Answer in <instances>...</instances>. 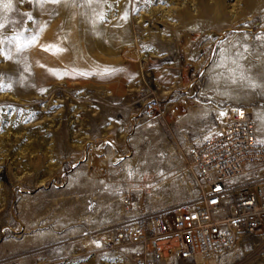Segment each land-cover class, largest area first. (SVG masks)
<instances>
[{"label": "rangeland", "instance_id": "374dc122", "mask_svg": "<svg viewBox=\"0 0 264 264\" xmlns=\"http://www.w3.org/2000/svg\"><path fill=\"white\" fill-rule=\"evenodd\" d=\"M11 4H0V264H126L108 233L201 202L186 150L231 108L250 111L264 142V0ZM152 99L160 111L146 118ZM202 261L264 264V244Z\"/></svg>", "mask_w": 264, "mask_h": 264}, {"label": "built area", "instance_id": "2783aa9c", "mask_svg": "<svg viewBox=\"0 0 264 264\" xmlns=\"http://www.w3.org/2000/svg\"><path fill=\"white\" fill-rule=\"evenodd\" d=\"M160 111L147 101L143 116ZM174 111L169 116L174 117ZM194 181L204 191L201 203L183 210H164L131 225L114 227L107 243L122 251L128 264H186L214 260L249 241L264 244V142L245 107L231 108L216 131L186 150ZM124 206L131 204L123 197Z\"/></svg>", "mask_w": 264, "mask_h": 264}, {"label": "snow or ice", "instance_id": "6c2138e0", "mask_svg": "<svg viewBox=\"0 0 264 264\" xmlns=\"http://www.w3.org/2000/svg\"><path fill=\"white\" fill-rule=\"evenodd\" d=\"M31 2H34V3H40L41 5L43 3H46V2H52V3H60L61 0H31ZM89 2H91V0H89ZM0 4H3V8L6 9V10H11L12 8V4H11V0H7V2H4V0H0ZM29 19H31V17H29ZM5 25L3 23H0V29H2ZM35 41V37H32L30 43L34 42ZM4 42L3 39H0V44H2ZM9 43H12V41H9ZM25 47L27 45H24ZM45 50H48V49H45ZM58 51H62V49H58ZM3 50L0 49V54H2ZM8 59H10V55L8 57H6ZM235 82V81H233ZM132 173L129 172V175H131ZM99 246V245H98Z\"/></svg>", "mask_w": 264, "mask_h": 264}, {"label": "bare ground", "instance_id": "6f19581e", "mask_svg": "<svg viewBox=\"0 0 264 264\" xmlns=\"http://www.w3.org/2000/svg\"><path fill=\"white\" fill-rule=\"evenodd\" d=\"M249 112H250V111H249ZM200 203H201V202H200ZM200 203H199V204H200ZM196 261L198 262V264H202V263H203V261H202L201 259H199V258H197ZM126 264H127V263H126Z\"/></svg>", "mask_w": 264, "mask_h": 264}]
</instances>
